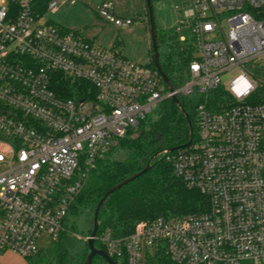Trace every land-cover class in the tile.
I'll return each mask as SVG.
<instances>
[{"label": "built area", "instance_id": "obj_1", "mask_svg": "<svg viewBox=\"0 0 264 264\" xmlns=\"http://www.w3.org/2000/svg\"><path fill=\"white\" fill-rule=\"evenodd\" d=\"M61 1L46 0L41 12L39 0H0V253L24 258L40 249L41 234L57 240L95 161L163 99L183 96L196 103L197 138L169 162L207 208L140 221L123 238L105 230L94 239L123 264H151L155 253L172 264H264V0L173 7L195 59L170 91L149 62L132 63L43 21ZM94 14L113 27L132 24L110 0ZM61 77L84 89L63 96L53 89ZM219 89L231 103L214 109L207 100Z\"/></svg>", "mask_w": 264, "mask_h": 264}, {"label": "trees", "instance_id": "obj_2", "mask_svg": "<svg viewBox=\"0 0 264 264\" xmlns=\"http://www.w3.org/2000/svg\"><path fill=\"white\" fill-rule=\"evenodd\" d=\"M45 1L38 2L41 12L44 10ZM116 44L115 42L114 45ZM156 45L160 71L171 87L175 88L182 83L187 64L195 59L193 45L180 43L174 35L165 33L156 36ZM149 64L153 65L151 50ZM53 89L71 98L84 89V84L61 77ZM175 99L176 101L172 98L163 99L151 115L145 117L136 128L128 130L102 159L96 160L94 168L72 199L69 207L71 215L77 216L83 210L89 209L92 218L96 203L109 188L139 173L148 165L144 173L106 197L97 213L98 227L95 237L107 230L112 238H123L140 221L169 219L201 212L207 208V199L203 195L186 188L172 174L170 155L180 146L197 138L196 103L183 96H176ZM207 101L209 107L221 109L231 103V98L224 90L219 89ZM169 149L171 151L166 152ZM117 152L123 154L122 159H114ZM61 240L63 234L55 241L50 240L49 245L44 249L40 248L36 254L24 257L26 263L82 264L87 252L86 244L84 251L76 254V258L72 260L73 256L68 257ZM93 246L95 249L105 250L97 239L93 240ZM111 259L116 264H123L122 260L113 257ZM148 260L151 264H172L158 253L148 257ZM90 264L106 263L95 256Z\"/></svg>", "mask_w": 264, "mask_h": 264}, {"label": "rangeland", "instance_id": "obj_3", "mask_svg": "<svg viewBox=\"0 0 264 264\" xmlns=\"http://www.w3.org/2000/svg\"><path fill=\"white\" fill-rule=\"evenodd\" d=\"M113 4V11L117 15L131 18L132 25L125 28H117L102 22L94 12L101 0H62L55 8L48 11L42 17L43 21L70 31H82L84 38H93L94 44L103 49L116 51L132 63L147 64L150 55L149 31L146 28V15L143 0H110ZM189 0H150L151 12L158 37L161 33L174 35L175 39L183 37L186 43H190V34L186 27L177 25L182 18L176 14L173 7L180 10L187 9ZM178 28V30H176ZM117 43L116 46L114 45ZM113 45V47H112ZM121 51V53L119 52ZM114 159H122L123 154L117 152ZM66 232L61 240L68 257L72 260L84 251L85 239L91 229V211L83 210L77 216L69 213L65 221ZM60 243V244H61ZM37 245L44 249L49 245V239L45 234L38 238Z\"/></svg>", "mask_w": 264, "mask_h": 264}, {"label": "water", "instance_id": "obj_4", "mask_svg": "<svg viewBox=\"0 0 264 264\" xmlns=\"http://www.w3.org/2000/svg\"><path fill=\"white\" fill-rule=\"evenodd\" d=\"M144 1V7H145V15L148 25V31H149V40H150V50L152 54V64L156 72L160 75L162 78L164 84L166 85L167 89L170 91L172 89L171 85L169 84L166 77L161 73L160 68L158 66L157 62V45H156V34H155V28L153 23V17L151 12V5L150 0H143ZM174 101H176L175 97L172 98ZM185 116V115H184ZM186 118V116H185ZM188 143V142H187ZM171 149L167 150L166 152H170ZM148 169V165H146L139 173L121 181L120 183L112 186L109 188L104 195L98 200L96 203L94 210L92 212V218H91V229L89 236L85 240L87 252L84 258V261L82 264H90L93 257L98 256L100 257L106 264H116L103 250L95 249L93 246V240L97 231V213L100 209V206L104 202L107 196H109L112 192L115 190H118L122 186L126 185L128 182L132 181L134 178H136L139 174L144 173Z\"/></svg>", "mask_w": 264, "mask_h": 264}, {"label": "crops", "instance_id": "obj_5", "mask_svg": "<svg viewBox=\"0 0 264 264\" xmlns=\"http://www.w3.org/2000/svg\"><path fill=\"white\" fill-rule=\"evenodd\" d=\"M118 16L127 18V17L121 16V15H118ZM145 24H146V28L148 29L147 20H146ZM80 32L82 35V31H80ZM86 39H88V38H86ZM88 40L94 42L93 38L88 39ZM112 47H113V45H112ZM119 52L121 53V51H119ZM121 55H122V53H121ZM0 264H27V263H26L25 259L23 257L19 256L18 254L14 253V252H10V251H5V252L0 253Z\"/></svg>", "mask_w": 264, "mask_h": 264}, {"label": "clouds", "instance_id": "obj_6", "mask_svg": "<svg viewBox=\"0 0 264 264\" xmlns=\"http://www.w3.org/2000/svg\"><path fill=\"white\" fill-rule=\"evenodd\" d=\"M238 79H246L244 76H243V74H241V76L238 78ZM249 88H251V85L249 84Z\"/></svg>", "mask_w": 264, "mask_h": 264}]
</instances>
